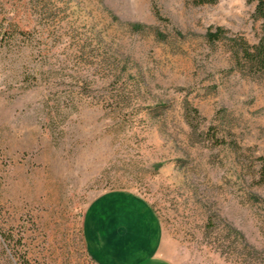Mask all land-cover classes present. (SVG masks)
I'll return each mask as SVG.
<instances>
[{
    "label": "rangeland",
    "instance_id": "obj_1",
    "mask_svg": "<svg viewBox=\"0 0 264 264\" xmlns=\"http://www.w3.org/2000/svg\"><path fill=\"white\" fill-rule=\"evenodd\" d=\"M255 8L0 0V264H99L84 217L111 191L174 264H264V72L229 49L259 42Z\"/></svg>",
    "mask_w": 264,
    "mask_h": 264
},
{
    "label": "crops",
    "instance_id": "obj_2",
    "mask_svg": "<svg viewBox=\"0 0 264 264\" xmlns=\"http://www.w3.org/2000/svg\"><path fill=\"white\" fill-rule=\"evenodd\" d=\"M83 226L86 247L99 264H174L160 253L154 212L130 192L101 195L88 207Z\"/></svg>",
    "mask_w": 264,
    "mask_h": 264
},
{
    "label": "trees",
    "instance_id": "obj_3",
    "mask_svg": "<svg viewBox=\"0 0 264 264\" xmlns=\"http://www.w3.org/2000/svg\"><path fill=\"white\" fill-rule=\"evenodd\" d=\"M194 5H213L219 0H189ZM256 2L255 17L261 22V37L256 45H250L242 36L233 39L230 45V52L238 65V67L246 68L251 73L264 72V0H252ZM156 17L159 18V12L155 11ZM228 31L218 27L209 29L206 35L210 44H216L229 40L227 38ZM189 120V119H188ZM190 128L195 131L196 126L192 121H188ZM259 161V177L261 184H264V156L258 158Z\"/></svg>",
    "mask_w": 264,
    "mask_h": 264
}]
</instances>
